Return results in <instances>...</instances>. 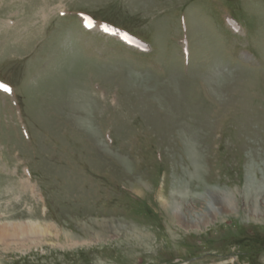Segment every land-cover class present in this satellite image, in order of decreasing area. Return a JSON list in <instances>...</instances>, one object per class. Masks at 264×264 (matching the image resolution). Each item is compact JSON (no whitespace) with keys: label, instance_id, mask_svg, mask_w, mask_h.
Masks as SVG:
<instances>
[{"label":"rangeland","instance_id":"obj_1","mask_svg":"<svg viewBox=\"0 0 264 264\" xmlns=\"http://www.w3.org/2000/svg\"><path fill=\"white\" fill-rule=\"evenodd\" d=\"M0 82V264H264V0H0Z\"/></svg>","mask_w":264,"mask_h":264},{"label":"bare ground","instance_id":"obj_2","mask_svg":"<svg viewBox=\"0 0 264 264\" xmlns=\"http://www.w3.org/2000/svg\"><path fill=\"white\" fill-rule=\"evenodd\" d=\"M74 57V56H73ZM76 58V57H75ZM75 58H73V59H75ZM78 59V58H77ZM69 61H71V59L69 60ZM83 61V60H82ZM68 62V61H67ZM79 62H81V60H79ZM69 63H73V62H69ZM70 65V64H69ZM69 69V68H68ZM72 85V84H71ZM80 97H81V99L82 100H84V103L86 104V105H89V106H92V104H93V101L92 100H90V99H92L91 98V95H90V92L86 89V88H84V89H82L81 90V95H79ZM72 102V101H71ZM74 102H76V101H74ZM73 102V103H74ZM83 102V101H82ZM77 103V102H76ZM75 103V104H76ZM78 103H79V101H78ZM77 103V104H78ZM82 104V103H81ZM74 105V104H73ZM71 106V105H70ZM78 108V107H77ZM83 115V114H82ZM82 117V116H81ZM137 189V191L139 190L138 188H136ZM259 191H261V190H259ZM255 192V191H254ZM254 192H252V194H253V196H255L256 198H257V200L258 201H260V192H256V194L254 193ZM247 194V193H246ZM249 197L250 196H247V197H245L246 198V200H247V202L249 201ZM223 199H226V198H223ZM228 200H226V201H228V202H226V203H228V205L231 203L230 202V200H229V198H227ZM167 208H170L169 207V205H167L166 206ZM214 210V209H213ZM253 212H254V214H256V215H259V214H261L262 213V211L260 212V209H258V206L257 205H255V206H253ZM181 220V219H180ZM23 223V222H22ZM28 228H32V229H30V232L31 233H33L34 232V234H35V237H37L38 236V231H37V229H39L38 228V226L37 225H34L33 223H30V224H28ZM7 228L6 229H3V228H1L0 229V241L1 240H5V239H7L8 238V236H10V234L11 233H15L16 234V232L17 233H19V235L20 234H25V233H29V232H27L26 230H27V228L25 227V226H23L22 224L21 225H18L17 227L15 226V228H12V229H10L9 231L11 232L10 234L7 232ZM29 231V230H28ZM14 234V235H15ZM96 237L97 238H102V236H103V234H102V232L100 231L99 233L97 232L96 234ZM96 237H94L95 239H96Z\"/></svg>","mask_w":264,"mask_h":264},{"label":"snow or ice","instance_id":"obj_3","mask_svg":"<svg viewBox=\"0 0 264 264\" xmlns=\"http://www.w3.org/2000/svg\"><path fill=\"white\" fill-rule=\"evenodd\" d=\"M0 90L4 91V92H9L11 91V89L6 86V85H3V84H0Z\"/></svg>","mask_w":264,"mask_h":264}]
</instances>
